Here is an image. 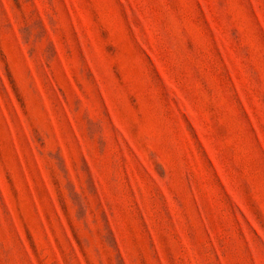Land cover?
I'll list each match as a JSON object with an SVG mask.
<instances>
[{"label":"rangeland","instance_id":"rangeland-1","mask_svg":"<svg viewBox=\"0 0 264 264\" xmlns=\"http://www.w3.org/2000/svg\"><path fill=\"white\" fill-rule=\"evenodd\" d=\"M0 264H264V0H0Z\"/></svg>","mask_w":264,"mask_h":264}]
</instances>
